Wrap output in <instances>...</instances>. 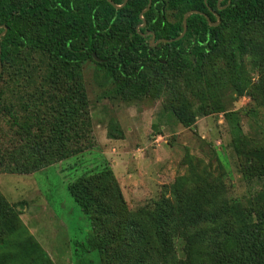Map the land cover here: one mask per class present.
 <instances>
[{
  "label": "trees",
  "instance_id": "obj_1",
  "mask_svg": "<svg viewBox=\"0 0 264 264\" xmlns=\"http://www.w3.org/2000/svg\"><path fill=\"white\" fill-rule=\"evenodd\" d=\"M122 1L112 0L114 4ZM147 1L126 0L115 8L108 0H0V80L5 69H9L8 80L16 84L22 79L26 97L20 106L7 105L0 90V110H5L6 124L22 138L14 148L0 153L2 171L28 174L82 150L75 146L89 134L90 120L80 67L86 59H93L92 54L106 68L113 93L124 102L144 94L156 97L173 75H182L186 82H192L190 73L197 72L199 66L202 71L214 55L231 64L234 87L239 89L237 75L242 57L248 52L244 36L250 26L264 24V0H220L218 4L217 0H150L148 9L143 11ZM165 9H174L178 19L166 20ZM188 10L196 12L186 16V30L180 39L154 43L176 37L182 29V15ZM216 16L218 23L210 25ZM258 46L254 58H264V51ZM33 52L40 54L44 63L40 83L35 87L31 85ZM187 53H191L190 61ZM190 63L195 67L190 69ZM61 90V98L53 101ZM233 147L237 152L238 147ZM98 174L101 176L81 173L65 185L68 195L94 228L92 247L100 249L95 239L102 238L101 226L106 228V218H116V211H124L125 215L118 218L126 220L125 228L134 229L135 242L142 243L145 234L126 210L112 174ZM208 185L205 195L204 190L185 192L183 185L176 182L173 201L162 196L153 209L140 210L144 224L152 218L151 225L146 224L150 226L149 233L160 224L168 230L171 218H177L187 233L183 247L186 264H195L193 251L205 247H209V253H217L212 264H264V199L263 203L246 207L244 212L231 214L226 203L218 201V184L211 180ZM1 197L0 264H26L32 254L41 263L52 264L32 236L23 241L11 238L16 231L13 221L21 230L25 228ZM231 218L239 219L238 226L227 233L224 228ZM200 230L203 235L195 238ZM159 233L162 240V225ZM137 244L128 246L130 254L122 255L121 264H145V254L135 255Z\"/></svg>",
  "mask_w": 264,
  "mask_h": 264
},
{
  "label": "rangeland",
  "instance_id": "obj_2",
  "mask_svg": "<svg viewBox=\"0 0 264 264\" xmlns=\"http://www.w3.org/2000/svg\"><path fill=\"white\" fill-rule=\"evenodd\" d=\"M164 15L169 22L179 17L174 9H165ZM244 39L248 52L242 57L237 75L239 89L234 87L231 64L214 55L202 71L199 66L197 72L190 73L192 82L173 75L156 97L144 94L124 102L113 93L106 68L92 58L83 61L80 74L90 128L86 138L75 146L82 150L28 174L0 169V196L25 228L21 230L13 221L16 231L11 238L23 241L32 236L52 264H121L122 255L130 254L128 246L137 244L134 229L125 228L126 220L118 218L125 215L124 211L118 210L116 218H106V228H100L102 238L95 239L100 249L92 247L94 228L65 188L81 173L89 177H100L101 171L112 174L126 210L145 234L135 253L146 255L145 264H186L183 247L187 233L177 218H171L168 230L160 224L151 230L153 233L147 226L152 218L146 219L147 225L140 218V210L153 209L160 197L173 201L176 182L185 192L204 190L206 195L213 180L218 184V201H224L231 214L263 203L264 58H254V54L258 45L264 51V24L250 26ZM30 57L35 67L31 85L35 87L40 83L44 63L37 52ZM186 57L190 61L191 53ZM190 65V69L195 67L194 63ZM8 71L5 69L0 80L2 99L17 107L26 99L25 88L20 84L22 79L16 84L8 80ZM62 93L53 101L59 100ZM7 118L1 109L2 154L22 142L14 128L6 124ZM233 146L238 147L237 152ZM238 221L231 218L223 228L231 233ZM202 235L200 230L195 238ZM207 250L209 247L193 251L195 264H212L217 253ZM204 252L208 255L203 256ZM34 256L26 264H46Z\"/></svg>",
  "mask_w": 264,
  "mask_h": 264
},
{
  "label": "water",
  "instance_id": "obj_3",
  "mask_svg": "<svg viewBox=\"0 0 264 264\" xmlns=\"http://www.w3.org/2000/svg\"><path fill=\"white\" fill-rule=\"evenodd\" d=\"M125 1H126V0H123L121 4H114V3L112 2V0H108V2H109L113 7H115V8H118V7H120L121 5H123V4L125 3ZM219 1H220V0H217L216 4H218ZM149 4H150V0L147 1L146 8H145L143 11H145L146 9H148ZM192 12H196V11H194V10H188V11H186V12L182 15V18H181L182 29H181L180 33H179L176 37H174V38H172V39H157L156 41H154V43H157L158 41H162V42H170V41H172V40H178V39H180V38L183 36V34H184L185 30H186V22H185L186 16H187L189 13H192ZM218 21H219V18H218V16H216V21H215V22H210L209 24L212 25V26H214V25H216V24L218 23ZM3 30H4V29H3ZM2 33H3V31L0 32V35H1ZM152 40H153V36L150 38L149 42L152 43ZM92 57H93V59H94L95 61H98V60H99L94 54H92ZM0 70H1V64H0Z\"/></svg>",
  "mask_w": 264,
  "mask_h": 264
}]
</instances>
